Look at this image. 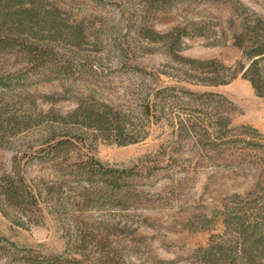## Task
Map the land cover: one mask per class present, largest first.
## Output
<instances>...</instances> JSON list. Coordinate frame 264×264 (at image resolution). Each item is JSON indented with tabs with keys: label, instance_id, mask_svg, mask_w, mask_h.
Instances as JSON below:
<instances>
[{
	"label": "rangeland",
	"instance_id": "374dc122",
	"mask_svg": "<svg viewBox=\"0 0 264 264\" xmlns=\"http://www.w3.org/2000/svg\"><path fill=\"white\" fill-rule=\"evenodd\" d=\"M44 2L83 24L86 40L55 43L45 64L0 51V107L10 103L19 114L36 103L68 114L80 102L107 103L121 112L126 139L137 140L119 144L123 138L101 134L88 142L122 176L125 193L112 196L101 180L90 183L76 170L78 154L73 162L39 160L35 130L10 129L0 146V178L52 184L73 200L84 192L93 198L68 214L55 212L53 202L30 216L9 210V217L0 207V264H34L25 255L100 264L107 253L115 256L108 264H204L198 252L224 234L229 212L264 202V98L241 74L203 84L182 57L246 61L234 33L248 10L264 15V0ZM180 32L187 34L172 52ZM207 91L222 96H200ZM149 102L158 110L150 116ZM78 224L87 235L83 246Z\"/></svg>",
	"mask_w": 264,
	"mask_h": 264
},
{
	"label": "trees",
	"instance_id": "16d2710c",
	"mask_svg": "<svg viewBox=\"0 0 264 264\" xmlns=\"http://www.w3.org/2000/svg\"><path fill=\"white\" fill-rule=\"evenodd\" d=\"M186 34L180 32L176 41H171L172 52L177 43L181 44V39ZM86 37V28L83 24L71 23L58 7H48L44 0H0V51L17 50L30 62L45 64L50 55L55 53V43L62 47L69 44L81 46ZM234 44L241 49L246 60H240L234 66L216 58L205 60L182 58L193 64L200 74L198 80L203 84L213 86L227 84L241 74L251 83L256 95L264 98V15L248 10L240 30L234 33ZM200 96L212 99L222 95L207 91ZM10 106V103L6 102L0 107V146L7 144L6 136L10 129L17 132L34 129L38 136V145L35 147L37 159L71 162L73 156L78 154L77 156L82 159L74 162L76 170L90 183L101 180L106 186L102 188L105 190L103 193H110L112 196L125 193L121 184L122 176L118 175L117 169L106 165L95 156L89 145L93 136L97 139L101 134L105 138L115 137L117 140L123 138L118 141L119 144L137 140L126 139L129 134L127 124L118 109L107 103L80 102L71 113L63 114L53 109L44 111L35 103L29 111L24 110L18 114L12 113ZM146 108L149 116L158 111L156 103L149 102ZM228 121L231 122L230 119ZM187 130L191 132L192 128L189 126ZM83 148H86L87 152L83 153L81 151ZM59 189L47 183L43 188L34 186L24 178L17 179L11 175H4L0 178V207L9 217V210L30 216L31 210L39 211L43 203L53 202L57 208L55 212L68 214L70 206L80 208L86 200L93 198L90 197V193L84 192L82 199L73 200L65 197ZM255 206L249 204L245 209L236 208L229 212L225 219L224 234L199 250L200 262L264 264V202L258 207ZM83 229V225H77L78 233L75 236L80 246L86 245L88 241ZM25 256L34 264H91L81 257ZM104 258L100 264L114 261L115 256L107 253Z\"/></svg>",
	"mask_w": 264,
	"mask_h": 264
}]
</instances>
